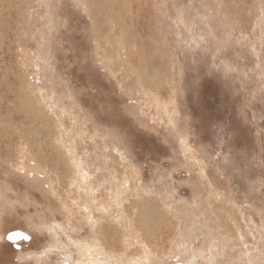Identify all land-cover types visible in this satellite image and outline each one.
<instances>
[{
  "label": "rangeland",
  "instance_id": "rangeland-1",
  "mask_svg": "<svg viewBox=\"0 0 264 264\" xmlns=\"http://www.w3.org/2000/svg\"><path fill=\"white\" fill-rule=\"evenodd\" d=\"M117 1L0 0V264H264V0Z\"/></svg>",
  "mask_w": 264,
  "mask_h": 264
},
{
  "label": "bare ground",
  "instance_id": "bare-ground-1",
  "mask_svg": "<svg viewBox=\"0 0 264 264\" xmlns=\"http://www.w3.org/2000/svg\"><path fill=\"white\" fill-rule=\"evenodd\" d=\"M118 2V6H119V8H122V9H125V10H128V7L130 6V4H129V1L128 0H118L117 1ZM111 3V2H110ZM116 3V2H115ZM122 5H123V7H122ZM98 6V5H97ZM113 8V7H112ZM99 10H100V8L98 9H96V11L97 12H99ZM96 12V13H97ZM124 14H126V13H124ZM6 16H3V14L1 15L0 14V37L2 36V37H4V35L6 34V33H9L10 32V28H8V27H6L5 25H7L8 26V24H6L7 22H8V19L7 18H5ZM4 24V25H3ZM0 48H1V40H0ZM138 53H140V52H138ZM155 73V72H154ZM0 86H2V87H5L4 86V83L1 81L0 82ZM9 88H10V86H9ZM13 93V92H12ZM17 97V96H16ZM16 109L17 110H19V108L18 107H16ZM23 113H21L22 115H20V116H22V117H20L19 118V121L21 122V123H23L24 125H27V124H25V123H31L30 125H33L34 124V121H33V117L29 114L28 115V113H27V111H25V110H23L22 111ZM0 124H2V125H4V127H3V130L5 131V132H7L8 130H9V127L8 126H6V123H4V122H2V120L0 121ZM18 124H19V122H18ZM42 129H43V127H42ZM41 129V130H42ZM17 135V137H19L20 136V133L19 132H17L16 133ZM23 135H24V133H22ZM25 134H26V132H25ZM27 135H30V133L28 132V134ZM116 150H117V148H116ZM125 181L127 182V180L125 179ZM90 186V185H89ZM94 191V190H93ZM92 191V192H93ZM92 200H94V198H92ZM97 201V199H95V201L94 202H96ZM57 228H59V226L57 227ZM4 238L5 239H8V240H10V241H14V242H18V240L19 239H24V240H29L30 239V235L29 234H26L25 232L23 233L21 230H12V231H10V232H7L5 235H4ZM74 241V240H73ZM63 242H61V241H55V245H53V246H51V245H49V247H47L45 250H43V252H38V250L37 251H31V250H28V251H25V254H28V255H33L34 256V258H36L37 260L39 259V258H43V257H52L51 255H50V253H52L53 252V249H55L56 248V250H65V249H63V248H61V247H59L61 244H62ZM78 245L80 246V247H84V248H86V250H93V251H95L98 255H102V256H105V254H104V247H103V245H102V243L99 241V240H97L96 239V241L95 242H88V241H85V240H83V241H81V243H80V241H78ZM15 247L18 249V252H19V254L20 255H25L24 253H23V249H22V247H21V244L18 246V245H15ZM83 249V248H82ZM104 250V251H103ZM42 251V250H41ZM85 252V251H84ZM90 253V252H89ZM93 253V252H92ZM32 258V257H31ZM96 258V257H95ZM98 259V258H97ZM145 260H146V258H144ZM105 260H107V259H105ZM101 263H104V262H101ZM106 263V262H105ZM114 263L115 264H140V260H138V259H130V260H127V261H122V260H120V258L119 259H117V260H114ZM107 264V263H106Z\"/></svg>",
  "mask_w": 264,
  "mask_h": 264
}]
</instances>
